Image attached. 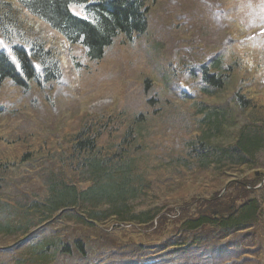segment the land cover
Wrapping results in <instances>:
<instances>
[{
  "label": "trees",
  "instance_id": "trees-1",
  "mask_svg": "<svg viewBox=\"0 0 264 264\" xmlns=\"http://www.w3.org/2000/svg\"><path fill=\"white\" fill-rule=\"evenodd\" d=\"M151 1L0 0V37L16 62L0 46V85L9 79L25 87L36 76L40 83L61 76L58 56L62 47H50L54 45L35 33L21 17L23 9L61 34L70 46L79 44L86 59L98 60L117 35L131 40L145 32ZM71 6L80 7L84 16L72 14ZM234 64L238 62L224 67L221 54L215 57L209 70L202 68L201 91L213 94L225 84L226 69ZM253 100L255 97L245 94L234 96L242 110L257 105ZM230 110L226 104H202L195 109V114L202 116L196 120L194 136L187 141L180 140V135L163 140L156 166H170L183 174L179 183L166 179L182 192V196L170 197L177 202L174 208L151 205L137 209L133 203L150 190L134 157V147L143 132L133 133L128 127L116 144L106 148L98 138L107 121L86 123L65 146H56L55 153L48 152L41 160L38 176L42 195L19 192L18 188L15 192L23 195L24 203L1 201L23 221L16 225L0 223V232L20 234L21 244L30 251L0 264H68L74 257L84 260V264H100L103 260L102 264H238L264 259V172L253 177L237 176L239 169L254 168L264 151V120L242 125L231 143L215 144L211 140L221 133L223 124L227 125ZM3 112L0 108V115ZM141 117L138 114L135 119ZM30 149L21 155V162H34L35 153ZM13 165L0 163V190L8 185L6 173ZM185 175H189V182ZM198 175L204 186L208 180L215 183L207 197L189 199ZM174 211V217L168 216ZM153 221L164 236L152 243L115 245L106 234V228L152 226ZM60 222L100 234L83 237L75 234V229L56 228L54 224Z\"/></svg>",
  "mask_w": 264,
  "mask_h": 264
},
{
  "label": "rangeland",
  "instance_id": "rangeland-1",
  "mask_svg": "<svg viewBox=\"0 0 264 264\" xmlns=\"http://www.w3.org/2000/svg\"><path fill=\"white\" fill-rule=\"evenodd\" d=\"M153 2L148 6L145 32L131 40L117 35L103 56L94 61L85 58L80 45L65 48L58 32L22 10L21 17L35 33H40L46 42L54 45L50 47L56 49L58 44L62 47L58 56L61 76L38 85L30 80L26 88L9 79L0 85V108L4 110L0 115V163L14 164L6 173L8 185L0 190V200L24 203L23 195L15 192L18 188L19 192L25 190L42 195L38 176L42 170L41 160L48 152L55 153L56 146H65L69 137L86 123L99 119L107 121L98 138L99 144L106 148L116 144L128 127L133 133L143 132V137L138 140L140 143L133 146L134 157L139 160L138 170L149 182L150 190L133 202L136 208L151 205L174 208L177 202L170 197L182 196V192L166 179L172 178V182L179 183L183 174H177L170 166H156L160 160L156 156L164 148L163 140L180 135V140L187 141L194 136L196 120L202 116L195 114L196 107L226 104L231 109L227 125L223 124L221 133L211 140L215 144L231 143L242 125L264 120V29L259 28L264 26V0ZM70 11L84 16L78 6H71ZM52 31L57 35L51 34ZM0 46L10 53L2 39ZM219 54L224 67L234 61L238 64L226 69L225 84L213 94L204 93L201 91L204 87L202 68L209 70L211 61ZM239 94L251 99L255 97L253 101H257V105L242 110L234 101V96ZM138 114L142 117L136 120ZM27 148L35 153L34 162L20 161ZM260 172H264V151L254 168L239 169L237 176L253 177ZM185 178L190 181L189 175ZM202 181V176L198 175L191 191L188 190L189 199L209 195L215 182L208 180L204 186ZM3 204L0 201L1 222L16 225L23 221L21 215ZM192 205L196 206L193 202ZM54 226L65 227L66 231L75 229L74 233L83 237L100 234L89 228L79 230L74 223L60 222ZM155 227L114 226L106 228V234L115 245L131 241L152 243L164 236ZM21 237L20 234L14 238L0 233V262L29 253V247L21 244ZM96 248L94 244L93 249ZM67 263L84 264V260L74 257ZM238 264H264V259H250Z\"/></svg>",
  "mask_w": 264,
  "mask_h": 264
},
{
  "label": "bare ground",
  "instance_id": "bare-ground-1",
  "mask_svg": "<svg viewBox=\"0 0 264 264\" xmlns=\"http://www.w3.org/2000/svg\"><path fill=\"white\" fill-rule=\"evenodd\" d=\"M151 3H152V4L154 3L153 0L151 1ZM148 11H149V9H148ZM147 14H148V12H147ZM147 16H148V15H146V21H147ZM51 34H53V35H57L54 31H52ZM113 39H114V38H113ZM112 44H113V40H112L111 44L108 45L106 48L110 47ZM106 48H105V49H106ZM105 49H104V50H105ZM0 201H3V200H0ZM134 201H135V200H134ZM0 223H6V222H1V221H0ZM8 223H9V222H8ZM9 224H11V223H9ZM11 225H13V224H11ZM0 233H2V234H6V236H9V237H10V236H14V238H15V236L17 235V233L14 234V233H12V232H11V233L0 232ZM15 240H16V239H15Z\"/></svg>",
  "mask_w": 264,
  "mask_h": 264
}]
</instances>
